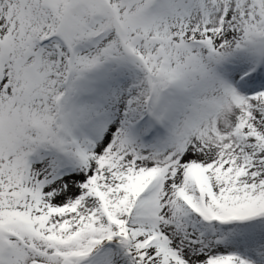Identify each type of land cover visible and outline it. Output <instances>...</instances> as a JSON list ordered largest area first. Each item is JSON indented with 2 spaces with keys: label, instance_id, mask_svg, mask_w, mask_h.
<instances>
[{
  "label": "snow or ice",
  "instance_id": "1",
  "mask_svg": "<svg viewBox=\"0 0 264 264\" xmlns=\"http://www.w3.org/2000/svg\"><path fill=\"white\" fill-rule=\"evenodd\" d=\"M0 264H264V0H0Z\"/></svg>",
  "mask_w": 264,
  "mask_h": 264
}]
</instances>
